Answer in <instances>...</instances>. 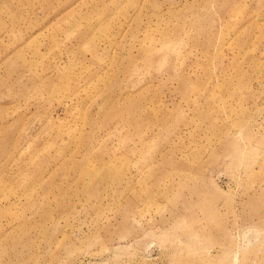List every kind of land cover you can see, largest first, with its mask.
Masks as SVG:
<instances>
[{
  "label": "rangeland",
  "instance_id": "rangeland-1",
  "mask_svg": "<svg viewBox=\"0 0 264 264\" xmlns=\"http://www.w3.org/2000/svg\"><path fill=\"white\" fill-rule=\"evenodd\" d=\"M0 264H264V0H0Z\"/></svg>",
  "mask_w": 264,
  "mask_h": 264
}]
</instances>
